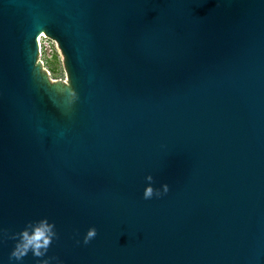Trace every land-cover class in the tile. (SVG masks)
Masks as SVG:
<instances>
[{
	"label": "water",
	"instance_id": "95a60500",
	"mask_svg": "<svg viewBox=\"0 0 264 264\" xmlns=\"http://www.w3.org/2000/svg\"><path fill=\"white\" fill-rule=\"evenodd\" d=\"M45 218L60 264H264V0H0V264Z\"/></svg>",
	"mask_w": 264,
	"mask_h": 264
},
{
	"label": "clouds",
	"instance_id": "9594fccd",
	"mask_svg": "<svg viewBox=\"0 0 264 264\" xmlns=\"http://www.w3.org/2000/svg\"><path fill=\"white\" fill-rule=\"evenodd\" d=\"M145 179L148 186L143 192V199L149 200L154 196L159 198L168 193L169 186L167 184L161 186V191L152 187L154 183L152 175H148ZM55 227L54 223H49L45 218L36 222H29L21 232L9 236V239L16 241L13 251L10 253L9 261H15L16 264H20L31 253L37 258L38 264H53V261H56V264H60L58 257L47 255L54 240L59 239ZM96 236L97 229L95 227L89 228L84 236L83 244H89Z\"/></svg>",
	"mask_w": 264,
	"mask_h": 264
},
{
	"label": "built area",
	"instance_id": "2783aa9c",
	"mask_svg": "<svg viewBox=\"0 0 264 264\" xmlns=\"http://www.w3.org/2000/svg\"><path fill=\"white\" fill-rule=\"evenodd\" d=\"M40 53L42 58V70L46 73L51 83L62 82L68 84V74L65 67V58L60 46L53 41L45 38L41 47ZM57 61V62H56ZM61 64V66L57 65ZM61 68L60 71L64 72V78L62 75H58L57 67Z\"/></svg>",
	"mask_w": 264,
	"mask_h": 264
},
{
	"label": "rangeland",
	"instance_id": "374dc122",
	"mask_svg": "<svg viewBox=\"0 0 264 264\" xmlns=\"http://www.w3.org/2000/svg\"><path fill=\"white\" fill-rule=\"evenodd\" d=\"M57 62V61H56ZM57 65H59V66H61V64L59 63H57ZM55 67H57V70H56V72H57V74L58 75H62L63 76V78H64V72H62V71H60L61 70V68H59L58 66H55Z\"/></svg>",
	"mask_w": 264,
	"mask_h": 264
}]
</instances>
